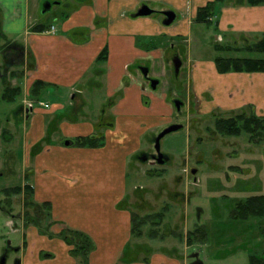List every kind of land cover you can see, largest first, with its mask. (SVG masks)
I'll list each match as a JSON object with an SVG mask.
<instances>
[{
    "label": "crops",
    "instance_id": "0c3cea01",
    "mask_svg": "<svg viewBox=\"0 0 264 264\" xmlns=\"http://www.w3.org/2000/svg\"><path fill=\"white\" fill-rule=\"evenodd\" d=\"M214 1L0 0V32L16 46L19 59L12 64V56L7 57V64L17 70L11 72V85L6 88L24 94L22 106L36 101L26 110L27 120H22L25 156L30 160L25 184L33 188L36 204H51L52 214L49 230L34 225L24 231L20 250L30 252L18 264H83L61 238L65 230L79 231L93 242L89 264H203L199 256L194 260L188 253L193 246L186 238L182 251L175 247L173 253L152 251L140 257L142 246L135 243L138 237L133 235L132 211L126 203L130 159L141 149L146 129L165 114L154 115L153 108L169 110L164 98L153 99L136 82V63L158 56V51L139 45L165 32L190 40L194 25L201 24L196 23L199 10ZM144 6L153 14L138 15ZM165 11L176 15L170 25L161 17ZM216 17V43L225 40L240 48L237 39L247 46L264 36V4L225 0ZM218 46L225 45L215 47L223 54ZM259 55L254 59L264 58ZM220 56L197 60L195 90L210 93L216 109L250 107L256 116L264 117V73L221 74L215 64ZM42 97L51 101L40 102ZM151 99L160 104L154 107ZM108 104L113 126L101 129L96 116L84 115L101 110L96 113L101 116ZM93 135L104 136L105 145L79 148L72 144L78 137ZM261 149L256 196H264V141ZM260 258L264 259V250Z\"/></svg>",
    "mask_w": 264,
    "mask_h": 264
},
{
    "label": "rangeland",
    "instance_id": "374dc122",
    "mask_svg": "<svg viewBox=\"0 0 264 264\" xmlns=\"http://www.w3.org/2000/svg\"><path fill=\"white\" fill-rule=\"evenodd\" d=\"M161 17L164 21L163 14ZM216 18V15L211 17L210 24H195L193 36L188 41L185 37L168 36L165 32L166 35L139 45L146 51H158V56L136 63V82L153 94V99L164 98L165 106L169 108L166 111L161 106L159 110L153 108L154 115L157 111L165 114L158 124V121L152 123L146 129L141 149L130 159V194L126 205L140 217H151L140 228L142 237L135 238V243L142 246L139 253L142 258L152 251L173 253L171 249L175 247L182 251L187 234L198 227L206 228L208 240L205 243L195 241L188 253L194 260L199 256L203 264H250V255L261 257L264 250L262 218H250L246 222L231 218L238 202L256 194V164L261 158L258 152L262 151L263 142L251 141L244 132L239 137L222 136L215 126L217 119L243 113L250 116L255 111L250 107L216 109L212 95L204 89L196 91L194 87L197 60H210L217 55L261 56L245 51L217 53V45L227 47L232 42L216 43ZM236 43L241 45L239 49L246 47L242 39H237ZM230 47L234 48L233 45ZM17 53L11 40L3 39L0 32V264L4 261V264H18L30 252L24 254L20 247L24 231H30L39 213L42 229L49 230L51 223L42 204L25 208L24 192L9 196L3 193L8 188L25 187L26 176L30 175L29 171L26 172L30 160L25 156L26 131L22 120H27L29 113L26 110L29 112L36 101L22 106L25 100L23 93L13 101L4 98L6 84L11 85L10 74L17 70L7 64V57L12 56V64L18 63ZM175 57L182 61L178 73ZM145 70L148 71L146 75ZM153 81H158L156 89L152 88ZM49 101L42 97L40 102ZM157 102L153 101L154 107ZM109 106L101 116L96 114L101 110H88L84 115L96 116L101 129L108 124L113 126ZM173 126H178V131L161 140L160 153H157V138ZM30 199L34 201L33 196ZM159 214L161 218H153Z\"/></svg>",
    "mask_w": 264,
    "mask_h": 264
},
{
    "label": "trees",
    "instance_id": "16d2710c",
    "mask_svg": "<svg viewBox=\"0 0 264 264\" xmlns=\"http://www.w3.org/2000/svg\"><path fill=\"white\" fill-rule=\"evenodd\" d=\"M225 0H215L208 3L205 7L201 8L198 12L196 23L210 24L211 17L217 14L219 6ZM250 5L264 4V0H247ZM44 26L40 29L44 30ZM13 47L16 48L15 45ZM217 51L220 52H241L259 53L264 55V36L263 38L254 44H249L244 49L232 48L230 46L223 47L218 46ZM104 58V57H103ZM217 70L219 73H264V58H238V57H224L220 56L215 61ZM37 84L33 90H38ZM20 94L19 89H12L7 87L4 98L8 101H13ZM217 132L222 136L227 137H239L242 133H246L250 136L251 141L255 143H261L264 141V117H258L253 112L248 116L246 113L240 114L232 118H220L215 122ZM72 144L79 148H101L105 145V137L100 135L85 136L76 138ZM25 196V208L35 207L36 203L30 199L34 195L33 188L30 185L25 187L8 188L3 191L6 196L12 194H21ZM29 195V196H28ZM42 206L46 210V217L51 220V204L43 203ZM39 207V206H38ZM27 213V212H26ZM155 217H162V215H155ZM40 213L38 214L33 225H40ZM231 218L236 221L246 222L250 218L263 219L264 220V196H251L246 200L238 202L236 207L231 212ZM151 217L143 218L132 212V230L133 235L136 237H142L143 233L140 229L146 225ZM61 238L72 247L71 254L75 257H80L83 264H89V253L93 250L94 245L89 237L79 231L65 230L61 233ZM189 246H192L195 241L205 243L208 240V232L205 227H198L193 231H190L186 237ZM250 264H264V259L258 257L256 254L251 255Z\"/></svg>",
    "mask_w": 264,
    "mask_h": 264
},
{
    "label": "water",
    "instance_id": "95a60500",
    "mask_svg": "<svg viewBox=\"0 0 264 264\" xmlns=\"http://www.w3.org/2000/svg\"><path fill=\"white\" fill-rule=\"evenodd\" d=\"M153 12H154V11L151 10L149 7L144 6V7H142V9L139 11L138 15H140V16H148V15L153 14ZM163 14H164V16L167 18L166 21H165V25H170V24L173 23V21H175V19H176V15H175V13L172 12V11H165V12H163ZM175 64H176V71H177V73H178L179 70H180V68H181L182 63H181V61H180L179 59H176V60H175ZM144 73H145V75H146V74L148 73V71L145 70ZM157 85H158V81H153V82H152V88H153V89H156ZM177 107H179V105H178ZM178 129H179L178 126H173V127H170V128H168V129L164 130V131L159 135V137L157 138V142H156V151H157V153H160V149H161L160 142H161V140H162L166 135L171 134V133H173V132H175V131H178ZM66 144H69V142H67ZM3 260H4V259H3Z\"/></svg>",
    "mask_w": 264,
    "mask_h": 264
},
{
    "label": "built area",
    "instance_id": "2783aa9c",
    "mask_svg": "<svg viewBox=\"0 0 264 264\" xmlns=\"http://www.w3.org/2000/svg\"><path fill=\"white\" fill-rule=\"evenodd\" d=\"M51 31L52 32L54 31V27H52ZM41 106L48 107V105H43V104H41Z\"/></svg>",
    "mask_w": 264,
    "mask_h": 264
},
{
    "label": "flooded vegetation",
    "instance_id": "af4514ba",
    "mask_svg": "<svg viewBox=\"0 0 264 264\" xmlns=\"http://www.w3.org/2000/svg\"><path fill=\"white\" fill-rule=\"evenodd\" d=\"M175 58H176V57H175ZM194 264H199V263L196 262V263H194Z\"/></svg>",
    "mask_w": 264,
    "mask_h": 264
}]
</instances>
